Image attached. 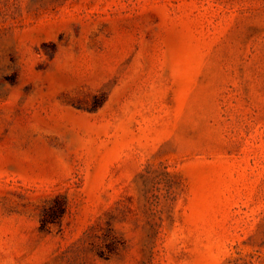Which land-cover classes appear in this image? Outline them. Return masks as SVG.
<instances>
[{"label": "rangeland", "instance_id": "obj_1", "mask_svg": "<svg viewBox=\"0 0 264 264\" xmlns=\"http://www.w3.org/2000/svg\"><path fill=\"white\" fill-rule=\"evenodd\" d=\"M0 264H264V0H0Z\"/></svg>", "mask_w": 264, "mask_h": 264}, {"label": "trees", "instance_id": "obj_2", "mask_svg": "<svg viewBox=\"0 0 264 264\" xmlns=\"http://www.w3.org/2000/svg\"><path fill=\"white\" fill-rule=\"evenodd\" d=\"M59 208H60V211H58V212L54 211V213H52V215H50V214L48 215L46 213L43 215V217L41 218V229L42 230H48V227L50 226V224L55 222L54 215L55 216H57L59 214L61 215V212H63L65 207L60 206Z\"/></svg>", "mask_w": 264, "mask_h": 264}]
</instances>
